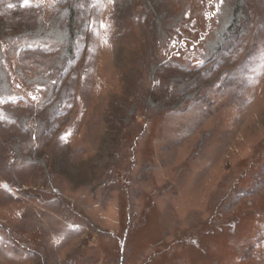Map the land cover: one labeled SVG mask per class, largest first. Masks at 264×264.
<instances>
[{
  "label": "rangeland",
  "instance_id": "1",
  "mask_svg": "<svg viewBox=\"0 0 264 264\" xmlns=\"http://www.w3.org/2000/svg\"><path fill=\"white\" fill-rule=\"evenodd\" d=\"M0 264H264V0H0Z\"/></svg>",
  "mask_w": 264,
  "mask_h": 264
}]
</instances>
